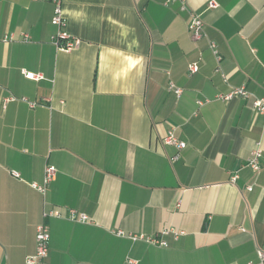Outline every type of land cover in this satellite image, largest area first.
Segmentation results:
<instances>
[{"label": "crops", "instance_id": "1", "mask_svg": "<svg viewBox=\"0 0 264 264\" xmlns=\"http://www.w3.org/2000/svg\"><path fill=\"white\" fill-rule=\"evenodd\" d=\"M185 1L62 0L79 39L64 51L50 0H0V264H28L42 222L39 264H264V114L252 107L264 98V0ZM190 10L204 22L197 40ZM240 86L249 98L217 97ZM168 130L184 148L163 143ZM47 165L57 173L43 194L30 184ZM51 208L89 219L44 218ZM165 228L183 233L167 246L115 234Z\"/></svg>", "mask_w": 264, "mask_h": 264}, {"label": "built area", "instance_id": "2", "mask_svg": "<svg viewBox=\"0 0 264 264\" xmlns=\"http://www.w3.org/2000/svg\"><path fill=\"white\" fill-rule=\"evenodd\" d=\"M50 1L53 5V13H52L50 22L51 24L57 27V31L51 37L52 42L60 50H64V51L72 50L73 48L78 46L79 39L71 35L66 30L67 23L63 15L62 0H50ZM171 1H178L181 3V6L183 9L187 8L185 0H171ZM208 6L215 7L216 3L210 0L208 2ZM188 29H189V32L192 38L195 40L200 39L202 36H204V22L202 20L200 13L194 10H190ZM9 38L10 36H4V40H8ZM210 47L213 49L215 53L216 52L215 45L211 43ZM188 69L190 73L196 72L198 70V64L196 62H193L189 64ZM23 74L26 78H30L34 80L40 79V75L27 72L26 70H23ZM262 85L264 86V77L262 79ZM170 88L173 89V91L178 95L181 92V89L176 88L172 83L170 84ZM234 96H238L242 98H249L250 94L243 86H240L237 88H233L228 94L218 95L217 97L220 99H228ZM13 99H14L13 97H6L4 98V102H7ZM22 99L25 100L24 98ZM197 103L202 104L200 100H198ZM29 104L32 107L35 105L34 102H31ZM252 107L256 113L264 114V98H253ZM163 143L165 145H173L177 147L178 149H182L186 145L184 141H181L178 139V137L176 136L173 130L167 131L166 135L163 138ZM261 157H262V151L259 147H256L251 152V155L247 160V165L250 168H252L254 171L258 172L261 169V164H260ZM177 158H178V154H175L170 157L172 161L176 160ZM56 173H57V170L55 166L47 165L44 168V175H43L42 182L41 183L32 182L30 184L31 187L44 194L47 189V186L55 179ZM11 174L15 177H19V173L16 171H12ZM236 178H237V175L232 174L230 177V180L234 182ZM245 188L247 190H251L252 185H247ZM42 216L44 218L45 217L62 218V217L68 216L72 220H78V221H83V222L88 221L89 219L86 214L78 213L75 209H72V208H69L67 211L61 208L47 209L42 212ZM182 233L183 232L181 231H176L170 228L162 229L156 235L125 233L122 230L115 231L116 235L128 237L132 241L142 240L147 243L159 245V246H167L168 243L165 239V236L173 235L174 238H177ZM49 237H50V234H49L48 225L43 222L39 223L36 226V231H35V250L33 254L28 256V258L26 259L28 264H39L42 261V259H44L47 256ZM258 257L261 262L264 261V252L259 250Z\"/></svg>", "mask_w": 264, "mask_h": 264}]
</instances>
